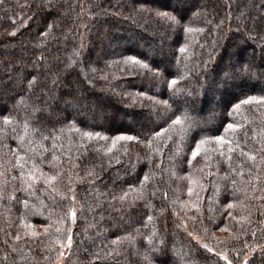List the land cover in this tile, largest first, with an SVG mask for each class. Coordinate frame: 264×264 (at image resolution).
<instances>
[{"label":"trees","instance_id":"16d2710c","mask_svg":"<svg viewBox=\"0 0 264 264\" xmlns=\"http://www.w3.org/2000/svg\"><path fill=\"white\" fill-rule=\"evenodd\" d=\"M161 1L0 0V264H264V0Z\"/></svg>","mask_w":264,"mask_h":264},{"label":"snow or ice","instance_id":"6c2138e0","mask_svg":"<svg viewBox=\"0 0 264 264\" xmlns=\"http://www.w3.org/2000/svg\"><path fill=\"white\" fill-rule=\"evenodd\" d=\"M157 14L159 16H161L163 19H165L166 21H169L171 23H179V21L177 20V18L174 15H172L171 13L163 12V13H157ZM186 30L187 31H192L191 28H188ZM181 51H184V49L182 48ZM127 60L128 61H131V62H133L135 64H141L142 67H145V68L148 67L147 64H142V62L139 61V60H137L135 57H129V58H127ZM244 70H247V67H245ZM34 80H35V77H33V79L28 82L29 88H31L32 83H33ZM54 83H55V81H54ZM176 83H177V81L175 79L171 80L169 82V87L170 88L173 87L174 85H176ZM257 99L264 100V97H259V98H257V97H248L247 100L244 101V103H251L252 101L257 100ZM163 103L164 104H167V101H163ZM236 107L238 108L239 105H236ZM186 119H187V116L185 115L184 120H186ZM184 120H182L181 116H176L175 120L173 121V124L174 125H180L181 126L180 127V131L182 133L186 130V125L184 124ZM10 123H12V120L10 119V117H7L6 116V117L3 118V124L4 125H9ZM234 127L235 126L232 125V124H229L228 125V128L229 129H232ZM27 130H28V125H27V123H25V131L27 132ZM0 131H3V129H0ZM226 131H227V129H226ZM83 135L86 136V137H88L89 139H91V138H93V136L99 137L100 136V133H95L94 134L92 132H85V133H83ZM156 135H159V133H157ZM45 139H47V137H45ZM119 139L132 140V139H135V138L134 137H131V136H128V137H120ZM207 139H209V138H205V139H202L201 141L197 142L196 148L192 151V157L193 158H195L199 154V152H200V145L203 144V143H205ZM214 139L216 141H219V142H223L224 141V137H222V136L215 137ZM149 145H151V141H149ZM54 147H55V145H54ZM229 151H231V148L229 149ZM252 158L254 159V157H252ZM17 163L19 164V158L17 160ZM20 167L23 168V165L20 164ZM33 167H35V166H33ZM24 175H25V173L22 171L21 172V176H24ZM27 175H28V178L30 180H37V179H39V177H37L34 174V172H32V171H30ZM89 175H92V173H89ZM56 179H57V176H46V177H44V182L46 184L51 185L52 182L55 181ZM148 179H149V177L146 174L145 177H144V181H147ZM142 185H143V182H142ZM29 187H31L30 184H29ZM53 191H55V188L54 187H53ZM188 191H189V194H191L193 190H192V188H189ZM126 196H127V193H125L124 196L121 197V199H124ZM72 199L75 200V197H72ZM25 204H27L26 201H25ZM228 207H233V205L232 204H229ZM69 215L72 217V222L75 223L76 215H77L75 209H72L70 211ZM149 219H151V217H149ZM58 231H59V229H58ZM67 231L69 233V235L67 236V244H65V243H63V242H61L59 240L57 241V243L60 245L59 256H63L64 255L63 249H65L66 247L67 248H71V246H72V237L70 235L71 230L68 229ZM31 235L32 236H37L39 234L36 233V232H32ZM17 239H19L18 236H17ZM205 247H207V245H205ZM225 259H227V258L225 257ZM229 264H231L230 261H229ZM245 264H248V261L247 260H245Z\"/></svg>","mask_w":264,"mask_h":264},{"label":"rangeland","instance_id":"374dc122","mask_svg":"<svg viewBox=\"0 0 264 264\" xmlns=\"http://www.w3.org/2000/svg\"><path fill=\"white\" fill-rule=\"evenodd\" d=\"M165 3H166L165 1H163V0L161 1V5H164ZM188 7L191 8L193 6L190 5ZM134 35H135V39H138V40L140 39V41L143 40V31L138 32V33H135ZM247 53L250 54V51H248ZM233 57H234V55L229 54V55L226 56V60L231 59ZM220 67H221V65H220ZM251 78L252 79H255L254 76H252ZM207 82H208V85L207 86H208L209 90L211 89L212 91H216L218 88L221 87L222 82H223V78H213V79L208 80ZM219 95H220V93L219 94L210 93V95L207 98L208 100L206 101V105H205L208 108L207 109V112H208L207 115H208V117L209 116H214L215 121H217L218 118H219V116H218V109H219V103H220L218 101ZM88 114H90V112ZM118 114L122 115V112L120 111V112H118ZM193 117H194L195 120L201 121V119L198 118V116H196V114H194V113H193ZM89 118H90V116H89ZM89 118L88 119H85V121L88 122V123H89ZM72 209H76V208L73 206V207H71V210ZM64 243L67 244V238H66V240H65ZM69 250H70V248H67V247L65 249H63L64 255L63 256H58L59 258L57 257L53 261L52 264H64L65 263V258L68 256ZM225 257L226 256L224 254L221 255V258L223 260H225ZM245 260H248V258L246 256L243 259V264H245ZM226 262L229 264V260L228 259H226Z\"/></svg>","mask_w":264,"mask_h":264}]
</instances>
